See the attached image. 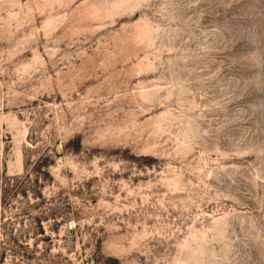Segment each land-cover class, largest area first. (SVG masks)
I'll list each match as a JSON object with an SVG mask.
<instances>
[{"label":"rangeland","instance_id":"1","mask_svg":"<svg viewBox=\"0 0 264 264\" xmlns=\"http://www.w3.org/2000/svg\"><path fill=\"white\" fill-rule=\"evenodd\" d=\"M0 264H264V0H0Z\"/></svg>","mask_w":264,"mask_h":264}]
</instances>
